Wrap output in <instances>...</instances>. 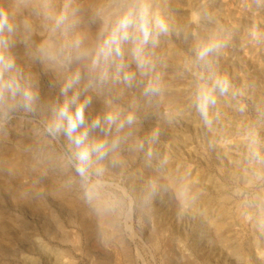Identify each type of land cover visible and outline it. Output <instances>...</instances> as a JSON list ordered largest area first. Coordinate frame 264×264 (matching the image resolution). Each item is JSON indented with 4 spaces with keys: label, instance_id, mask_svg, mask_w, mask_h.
Instances as JSON below:
<instances>
[{
    "label": "clouds",
    "instance_id": "1",
    "mask_svg": "<svg viewBox=\"0 0 264 264\" xmlns=\"http://www.w3.org/2000/svg\"><path fill=\"white\" fill-rule=\"evenodd\" d=\"M245 7L258 14L264 0H248ZM88 11L94 33L83 27L81 0H0V136L7 137L13 121L29 125L25 151L34 170L64 177L65 187L78 190L103 215L124 203L116 195L121 189L114 169L140 155L152 167L160 128L142 134V115L171 123L183 114L169 98L168 60L159 51L163 38L175 35L189 42L180 74L189 80V106L209 130L222 118V103L247 112L243 97L250 86L236 87L219 70L218 57L231 32L216 22L207 2L192 10L186 25L178 24L160 0H94ZM249 34L264 39L257 25ZM32 65L48 77L47 93ZM242 139L249 163L257 166L254 180L264 185V102L256 106ZM158 190L157 178H147L141 202L149 203ZM178 195L186 208V185ZM250 204L264 218V193L255 194Z\"/></svg>",
    "mask_w": 264,
    "mask_h": 264
},
{
    "label": "rangeland",
    "instance_id": "2",
    "mask_svg": "<svg viewBox=\"0 0 264 264\" xmlns=\"http://www.w3.org/2000/svg\"><path fill=\"white\" fill-rule=\"evenodd\" d=\"M81 2L83 27L94 33L88 11L94 0ZM204 2L215 11L216 22L231 32L218 68L236 87L250 86L243 97L247 112L240 114L222 103L220 122L212 130L206 128L189 106V80L180 74L181 61L190 54L189 42L175 35L163 38L159 51L168 60L169 98L183 114L171 123L151 113L142 115V134L160 128L152 167L140 155L113 170L121 189L116 195L124 203L104 217L78 190L65 187L64 177L34 170L25 151L31 143L30 126L13 121L7 137L0 136V168L13 159H20L23 167L17 182L0 174V264H264V218L250 204L255 194L264 193V185L254 180L257 166L249 163L242 139L256 106L264 102V39L249 34L253 25L264 32V10L253 14L245 7L248 0H160L180 25ZM18 54L23 59L22 48ZM32 71L41 76L47 93L48 77L39 65H32ZM149 177L157 178L159 190L143 204L140 194ZM46 179L62 188L78 210L53 202L45 193ZM6 183L12 185L11 193L4 189ZM181 185L187 186L190 197L186 208L178 195ZM19 194L39 202L41 213L35 215ZM217 225L225 226L218 230Z\"/></svg>",
    "mask_w": 264,
    "mask_h": 264
},
{
    "label": "bare ground",
    "instance_id": "3",
    "mask_svg": "<svg viewBox=\"0 0 264 264\" xmlns=\"http://www.w3.org/2000/svg\"><path fill=\"white\" fill-rule=\"evenodd\" d=\"M16 158V157H15ZM6 159V158H5ZM9 159V158H8ZM13 159V158H12ZM20 160V159H19ZM18 159H13V160H7V161H3L4 164H2L1 168H0V174L2 176H7L8 179H12L14 180V182H17L20 180L21 178V172H22V167H23V164H21V162L19 161ZM47 180V179H46ZM45 193L47 194V196L53 201L55 202L56 204H58L59 206H64L66 207V209L68 208L69 210H78L79 206L75 203L74 200L70 199L69 197H67L65 191L58 187L57 185H54L53 182L49 181V179L45 182ZM11 186V187H10ZM4 189L11 193L13 190L12 188V185L11 184H7L5 185ZM19 196L21 197L23 203L25 205H28V207H30L32 210H33V213H38L40 214L41 213V210L43 209L42 208V205L35 201L34 203H32L30 201V199H28L27 197H24L22 195L19 194ZM202 201V200H201ZM225 201V200H224ZM222 203V202H221ZM224 204V203H223ZM224 206V205H222ZM230 207V206H229ZM238 207V206H237ZM241 208V207H240ZM221 211L223 214H227V209L224 207H221ZM239 211V210H238ZM229 212V211H228ZM236 212V211H235ZM36 215V214H35ZM221 215V214H220ZM232 215V214H231ZM250 215V214H249ZM230 216V215H229ZM104 217V215H103ZM238 217V216H237ZM236 217V218H237ZM103 219V218H101ZM105 219V218H104ZM241 219V218H239ZM220 224V223H219ZM91 225V224H90ZM212 224H210L211 226ZM89 226V225H88ZM216 225L214 224L213 227H215ZM221 227H224L222 225H220ZM220 226L217 225V229L219 230L220 229ZM88 229V228H87ZM216 229V228H214ZM217 230V232H218ZM216 232V231H215ZM216 232V233H217ZM229 232V231H228ZM213 233V232H211ZM219 233V232H218ZM235 234V233H234ZM211 235V234H210ZM213 235V234H212ZM219 236V235H218ZM233 236V235H232ZM237 236V235H236ZM211 238V237H210ZM222 238V235L221 237ZM210 240V239H209ZM233 240V239H232ZM198 241V240H197ZM212 241V240H211ZM220 241V240H219ZM252 242V241H251ZM239 243V242H238ZM211 245V244H210ZM240 247V246H238ZM218 248V247H217ZM230 249V248H229ZM237 250V249H236Z\"/></svg>",
    "mask_w": 264,
    "mask_h": 264
}]
</instances>
